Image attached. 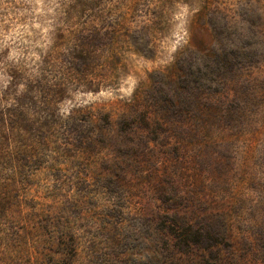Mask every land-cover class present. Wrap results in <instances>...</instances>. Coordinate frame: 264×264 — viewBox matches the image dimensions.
<instances>
[{"label":"rangeland","instance_id":"rangeland-1","mask_svg":"<svg viewBox=\"0 0 264 264\" xmlns=\"http://www.w3.org/2000/svg\"><path fill=\"white\" fill-rule=\"evenodd\" d=\"M0 264H264V0H0Z\"/></svg>","mask_w":264,"mask_h":264}]
</instances>
